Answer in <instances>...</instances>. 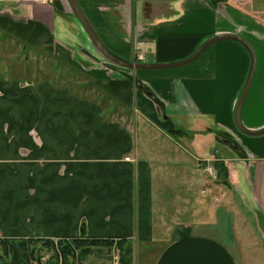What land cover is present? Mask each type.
Here are the masks:
<instances>
[{
	"label": "crops",
	"instance_id": "0c3cea01",
	"mask_svg": "<svg viewBox=\"0 0 264 264\" xmlns=\"http://www.w3.org/2000/svg\"><path fill=\"white\" fill-rule=\"evenodd\" d=\"M75 1L127 62L180 64L227 34L255 58L225 39L182 66L121 68L103 61L68 0H0V44L86 77L73 89L24 80L0 54V237L162 245L151 264H243L246 246L251 263L241 204L263 228L264 134L243 133L235 113L255 60L241 121L264 129V0ZM206 158L214 175L198 168Z\"/></svg>",
	"mask_w": 264,
	"mask_h": 264
},
{
	"label": "rangeland",
	"instance_id": "374dc122",
	"mask_svg": "<svg viewBox=\"0 0 264 264\" xmlns=\"http://www.w3.org/2000/svg\"><path fill=\"white\" fill-rule=\"evenodd\" d=\"M0 54L4 55L15 76H19L21 79L27 80H50L54 82L59 87H70L76 86V83L86 81V77L78 74L76 71L74 73L69 72L66 69V66L59 63V60L53 58L51 55L46 53H33L31 58H29L30 50L28 48H22L18 42L9 41L8 38H4L3 43L0 44ZM37 55V58H35ZM71 85V86H70ZM73 89V88H72ZM79 93H82L81 91ZM83 94V93H82ZM212 139V138H211ZM214 142V139L212 140ZM217 148V151L227 150V152L232 153L231 149L227 145H217L214 146ZM221 156H224V153H221ZM208 176V175H207ZM201 189L198 190L196 199L200 201V198L203 197L200 193ZM170 199V197H168ZM243 208V216L246 218V224L248 225L249 231L252 233L248 235V243L252 254L253 260L251 263L246 259L247 247L245 246L243 250L239 249L236 251L238 255L243 259V264H264V227L261 228L257 224V217L254 214L245 208ZM241 211V212H242ZM221 217V216H220ZM263 223V222H262ZM261 223V224H262ZM135 243V252H134V264H151L152 255L155 256L160 251L162 245H157L156 247L150 246L146 247ZM164 244V243H163ZM134 248V247H133ZM147 249L149 251L147 253ZM44 264L49 262L51 258V253L42 249L40 252ZM116 256L120 258L119 250L114 247L109 248H100L94 249L92 254L88 256L83 263L75 262L74 264H116ZM155 258V257H154Z\"/></svg>",
	"mask_w": 264,
	"mask_h": 264
},
{
	"label": "trees",
	"instance_id": "16d2710c",
	"mask_svg": "<svg viewBox=\"0 0 264 264\" xmlns=\"http://www.w3.org/2000/svg\"><path fill=\"white\" fill-rule=\"evenodd\" d=\"M116 247L120 252V264H134L133 244L125 238H74L46 239L40 236L28 238L0 237V264H37L44 258L40 252L51 253L45 264H74L92 254L94 249Z\"/></svg>",
	"mask_w": 264,
	"mask_h": 264
},
{
	"label": "water",
	"instance_id": "95a60500",
	"mask_svg": "<svg viewBox=\"0 0 264 264\" xmlns=\"http://www.w3.org/2000/svg\"><path fill=\"white\" fill-rule=\"evenodd\" d=\"M68 2L70 4L73 16L76 18V20L79 22V24L82 26V28L86 32L91 43L93 44L95 49L98 51V53L102 56L103 61H105L106 63L112 64L114 66H117V67L131 69V70H163V69H168V68H172L175 66H182L184 64H188V63L194 61L200 55V53H202V51H204L208 46L212 45L213 43H215L217 41L225 40V39H233V40H237V41L241 42L251 51L253 59L255 58V54H254V50H253L252 46L245 39H243L242 37L237 36V35L227 34V35H220V36H217L215 38L210 39L206 44L203 45V47L192 58H190L189 60H187L183 63H180V64L152 65V64H142V63H137V62H127V61H124L123 59L115 56L113 53H111L104 46V44L101 42V40L98 38V36L94 32L92 26L90 25V23L88 22V20L86 19V17L82 13V11L80 10L77 2L75 0H68ZM254 67H255V60L253 61V68H252V71H251V74L249 77L248 84H247V86H246V88H245V90H244V92H243V94H242V96L238 102V105L236 108V113H235V120H236V124H237L238 128L243 133H245L249 136L257 137V136L264 134V129L260 130V131L247 130L243 126L242 121H241L242 106H243L245 97L248 93V89L250 87V82L252 80ZM227 144H229V146L235 152H237L239 155L243 156V154L241 153L242 151L238 145H236L232 141H227ZM37 264H44V262L40 258V259H38Z\"/></svg>",
	"mask_w": 264,
	"mask_h": 264
},
{
	"label": "built area",
	"instance_id": "2783aa9c",
	"mask_svg": "<svg viewBox=\"0 0 264 264\" xmlns=\"http://www.w3.org/2000/svg\"><path fill=\"white\" fill-rule=\"evenodd\" d=\"M140 60H144V57L139 56ZM127 160L131 161V158H127ZM198 168L201 169L204 173H207L209 175H214L215 170L213 165L211 164L210 159H200L198 160ZM116 264H120V258L119 256H116Z\"/></svg>",
	"mask_w": 264,
	"mask_h": 264
}]
</instances>
